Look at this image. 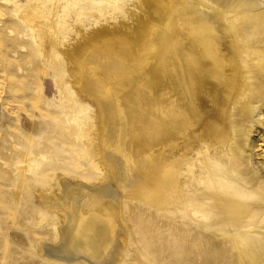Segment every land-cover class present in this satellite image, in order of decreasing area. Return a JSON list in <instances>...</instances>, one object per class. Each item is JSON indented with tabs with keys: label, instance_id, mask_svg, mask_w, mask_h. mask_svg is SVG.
I'll list each match as a JSON object with an SVG mask.
<instances>
[{
	"label": "rangeland",
	"instance_id": "obj_1",
	"mask_svg": "<svg viewBox=\"0 0 264 264\" xmlns=\"http://www.w3.org/2000/svg\"><path fill=\"white\" fill-rule=\"evenodd\" d=\"M30 1L0 0V264H97L100 256L45 257L46 247L59 243L55 228L61 224L38 207L36 195L46 188L58 193L64 183L96 191L104 181L79 155L85 152L82 133L95 151L101 146L99 119L87 98L72 92L70 51L61 49L64 66L58 68L22 24L19 14ZM117 2L57 0L56 9L62 14L67 8V18L77 22L81 36L70 38L79 49L91 38L123 35L110 20ZM214 7L235 35L243 76L256 97L250 99L248 90L240 97L237 106L245 112L230 139L204 145L193 157L176 204L158 210L140 197L123 202L108 255L111 264H242L224 249L222 238L253 234L264 239V0ZM137 19L133 33H125L129 40L139 34ZM17 166L27 170L17 171Z\"/></svg>",
	"mask_w": 264,
	"mask_h": 264
},
{
	"label": "bare ground",
	"instance_id": "obj_2",
	"mask_svg": "<svg viewBox=\"0 0 264 264\" xmlns=\"http://www.w3.org/2000/svg\"><path fill=\"white\" fill-rule=\"evenodd\" d=\"M235 1L120 0L110 20L123 35L91 38L79 49L70 38L81 36L78 24L67 18V8L59 14L57 0H32L22 8V24L35 33L55 66H64L61 49L70 51L72 92L82 93L99 119L101 146L95 151L82 133L85 152L79 155L104 184L87 192L64 183L58 193L46 188L36 195L38 207L61 224L55 228L59 243L46 247V258L73 261L94 255L111 264L108 255L123 202L140 197L158 210L176 204L181 180L192 172L200 148L232 137L245 112L237 106L240 97L246 90L250 99L256 97L243 76L235 35L214 7H231ZM133 19L139 34L129 40L125 33H133ZM256 237H224V249L242 264H264V239Z\"/></svg>",
	"mask_w": 264,
	"mask_h": 264
}]
</instances>
